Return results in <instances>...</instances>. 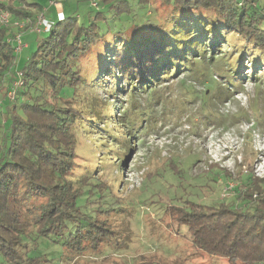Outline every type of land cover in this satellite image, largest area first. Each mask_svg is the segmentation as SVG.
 <instances>
[{"label": "trees", "instance_id": "1", "mask_svg": "<svg viewBox=\"0 0 264 264\" xmlns=\"http://www.w3.org/2000/svg\"><path fill=\"white\" fill-rule=\"evenodd\" d=\"M58 2L61 14L53 5L56 18L38 27L44 35L23 61L14 49L19 34L11 37L0 23V86L7 78L0 96V264H59L124 246V215L104 201L107 190L93 182V165L78 162L77 135L98 124L129 125L128 138L104 129L119 145L132 140L133 124L148 122L161 95L156 84L178 71L211 77L218 67L235 86L246 61L250 75L264 69V0H87L88 8L68 13ZM0 7L25 30L36 12L45 16L40 0H0ZM219 45L231 50L215 56ZM227 89L218 83L205 99ZM124 94L129 104L120 107ZM110 145L107 151H121ZM115 159L97 163L107 167ZM241 184L233 200L207 210L163 212L187 229L197 249L230 264H264V176L246 175Z\"/></svg>", "mask_w": 264, "mask_h": 264}, {"label": "rangeland", "instance_id": "2", "mask_svg": "<svg viewBox=\"0 0 264 264\" xmlns=\"http://www.w3.org/2000/svg\"><path fill=\"white\" fill-rule=\"evenodd\" d=\"M54 1L50 5V0H40L45 16L36 12L35 20L26 30L20 27L22 21L11 19L8 10L0 7V23L8 25L11 37L20 36L21 45L14 48L17 60L23 61L36 48L37 38L44 35L37 32L41 23L46 18H56L53 5L57 9L61 5ZM60 1L65 13L82 9L87 3V0ZM230 48L219 45L215 56L227 54ZM244 64L243 72H236L240 79L235 86L220 77L218 67L209 71L211 77L206 74L192 78V71H178L157 83L156 91L161 95L152 100L148 122L143 120L140 124L141 128H147L133 124L137 131L124 145L106 134L104 128H118L113 133L124 135L129 125L124 128L98 124L99 128L86 130L90 132L87 136L84 132L77 135L78 162L85 160L93 165L91 170L96 177L93 182L107 190L104 201L124 215L123 225L130 235L122 247L59 264H230L225 257L191 245L187 229L175 221L170 223L163 210L167 206L179 212L186 206L207 210L210 204L233 200L235 186L244 188L241 181L246 175L264 176V69L256 66L255 73L250 75L249 63ZM16 66L15 63L14 70ZM14 73H10L12 78ZM20 82V78L13 81L17 85ZM218 83L228 84V91L206 100L204 93L214 91ZM6 85L7 78L0 86V96ZM14 95L12 89L7 91V97ZM97 95L102 97V90H97ZM120 98L118 105L127 107L126 94ZM146 98L145 93L138 98L141 107L146 106ZM115 101L108 99L110 106ZM139 140L142 142L138 143ZM114 142L117 147L113 149L121 150L117 154L107 151ZM115 156L114 165L97 163Z\"/></svg>", "mask_w": 264, "mask_h": 264}, {"label": "built area", "instance_id": "3", "mask_svg": "<svg viewBox=\"0 0 264 264\" xmlns=\"http://www.w3.org/2000/svg\"><path fill=\"white\" fill-rule=\"evenodd\" d=\"M57 9V8H56ZM57 13L58 14H61V8L60 9H57ZM41 24H44L45 25V29H47L50 25V23L49 22H47L46 20H44ZM18 38H17V40H18V43H19V45H20V42H19V36H17ZM13 84V89H12V92L14 93V89H15V87L17 86V84H15V83H12ZM11 92H8V94H10Z\"/></svg>", "mask_w": 264, "mask_h": 264}]
</instances>
